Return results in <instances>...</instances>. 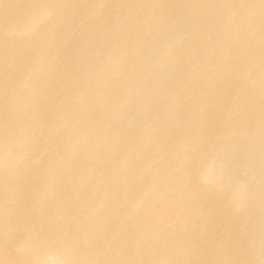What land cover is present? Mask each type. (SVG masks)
<instances>
[{
  "label": "rangeland",
  "instance_id": "1",
  "mask_svg": "<svg viewBox=\"0 0 264 264\" xmlns=\"http://www.w3.org/2000/svg\"><path fill=\"white\" fill-rule=\"evenodd\" d=\"M0 122V216L17 232L0 243L17 264H208L242 242L228 219L248 239L264 226V0H0ZM55 159L72 179L62 217L57 184L41 200ZM38 209L45 257L21 232Z\"/></svg>",
  "mask_w": 264,
  "mask_h": 264
},
{
  "label": "bare ground",
  "instance_id": "2",
  "mask_svg": "<svg viewBox=\"0 0 264 264\" xmlns=\"http://www.w3.org/2000/svg\"><path fill=\"white\" fill-rule=\"evenodd\" d=\"M226 5L230 6V4H226ZM256 50L258 51V56H260L261 55L260 52L262 50H259L257 46H256ZM87 79L88 77L85 78L84 76H82L81 78L83 83L85 82L88 83ZM93 120L95 123L97 122L98 119H93ZM43 124L46 125V122H43ZM4 125L7 126L9 130H11V128L14 126V124L10 122H5L3 124L0 122L1 129L4 128ZM97 128L98 127L94 125L91 127V129L88 132L84 134V138L85 140H87L88 143H91L90 141L92 140V134L97 132ZM43 131L45 130L42 129L41 132ZM49 136L50 135L47 134L46 143L49 145H52L54 143V139ZM68 143L70 144L71 148H73L72 146L73 144L70 141H68ZM99 154L101 156L100 161L104 165L106 163L105 158H106L107 153L103 149ZM96 157L98 158V155H96ZM53 162H56L55 163L56 168L57 167L62 168L61 170H63V173L59 176H55L54 178L52 177L53 178L51 180L52 183L48 185H46L45 181L50 180L51 179L50 176H49L50 179H48L49 178L48 177L47 179L43 181L42 187H41V192H42L41 200H44V199L46 200V196L43 191L46 190L48 187L49 189H53L50 186H53V184H57L58 190H56V192L54 193L52 192L49 200L54 202L55 209L60 214L59 217H62L65 215L66 210H64V206H62L63 204H61L60 202V197L72 189V179L67 175V170H69V167L67 166V164H64V162H58L56 161V159ZM51 169L52 168L48 166H44L42 168L43 172L51 171ZM79 169L87 170V167L86 166L84 167L83 165H79ZM91 170L92 169H90V171ZM99 176L100 175H98V177ZM201 198L202 197L198 195L195 198V200L199 201ZM195 200H194V203L196 204ZM42 212L43 210L40 209L38 212L35 211L33 213H30L27 217H25V215L22 216L24 217V219H23V226H22L21 232L28 238L26 240L28 244L25 245V247H31L33 248V250H36L38 248L36 245V237L40 233L35 229L30 230L28 228L29 219L37 221L39 218V215ZM14 221L15 220L13 219L3 220V217L0 216V231H2L4 235H6L7 239H12L13 237L17 235V232H15L14 226L12 223ZM221 224H222L221 221L218 222V225L212 224L210 227H207L205 229L204 234H211L212 236L217 237L218 236L217 233H220L219 227L221 226ZM71 225H72L71 231H76V232L82 231L81 228H78L76 225H74V223H72ZM223 230L225 231L226 234L231 235L232 237L236 236L237 238H241L242 242L236 243V242H231V241H223V239H221L220 242L216 243L213 246V249H215V252L219 257L218 259H216L215 257H212L211 252H208L205 254L208 258V264H264V260H262L264 259V226L262 228V232L261 230H259L258 231L259 234L257 236L256 235L253 236V238L250 237V239L246 238L247 236L245 237L244 235L245 233L247 234L249 230L247 229L246 225L244 226V223L241 220L232 218V220L230 221L228 219L225 226L223 227ZM80 233L82 234V232ZM57 239L60 241V249L64 250L65 244H68L70 242L69 230L64 229L60 231ZM2 243L4 244L5 242L2 241ZM2 243H0V264H17L15 258L8 251H6L7 248ZM222 243H224L225 245H222ZM36 251L39 252L40 257H45L52 253V248H50L46 244L45 241H42V246L39 247ZM72 252L74 253L76 252V246L75 248H72ZM91 253L92 252H89V255ZM189 256L190 258H194L196 256V252H193V249H191L189 252ZM71 260L82 261L84 260V258L81 259V257H77L76 255L72 253L70 256V261Z\"/></svg>",
  "mask_w": 264,
  "mask_h": 264
},
{
  "label": "clouds",
  "instance_id": "3",
  "mask_svg": "<svg viewBox=\"0 0 264 264\" xmlns=\"http://www.w3.org/2000/svg\"><path fill=\"white\" fill-rule=\"evenodd\" d=\"M43 264H66V261L49 258L47 261L43 262Z\"/></svg>",
  "mask_w": 264,
  "mask_h": 264
}]
</instances>
